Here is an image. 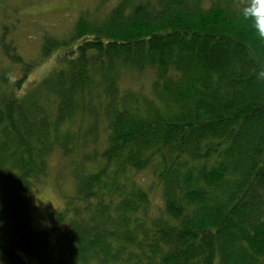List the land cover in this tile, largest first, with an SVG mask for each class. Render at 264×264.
<instances>
[{
	"label": "trees",
	"instance_id": "obj_1",
	"mask_svg": "<svg viewBox=\"0 0 264 264\" xmlns=\"http://www.w3.org/2000/svg\"><path fill=\"white\" fill-rule=\"evenodd\" d=\"M250 2L96 0L68 29L35 31V59L3 28L20 73L0 71L4 264H264V39L241 15ZM57 153L75 191L38 230L32 189Z\"/></svg>",
	"mask_w": 264,
	"mask_h": 264
},
{
	"label": "rangeland",
	"instance_id": "obj_2",
	"mask_svg": "<svg viewBox=\"0 0 264 264\" xmlns=\"http://www.w3.org/2000/svg\"><path fill=\"white\" fill-rule=\"evenodd\" d=\"M95 3L96 0H0V41L3 28H7V33L17 37L21 54L35 59L40 54L39 35H43L45 29L52 32L68 29L82 10L92 8ZM65 50L58 49L51 57L42 59L31 72L30 82L41 81L49 75L60 64L59 57H63ZM3 58L0 51V71L10 66L13 69L10 72L12 77L19 76V67L11 65L5 59L3 61ZM65 164L66 161L61 160L58 153L54 154L51 157L50 173L42 177L41 182L32 189L35 204L32 213L33 224L38 230H50L53 227L54 212L63 209L66 197L74 194V182H70V173L64 169ZM61 170L65 174L61 178L64 180L59 188L56 175L60 174ZM0 256V264H4L3 256Z\"/></svg>",
	"mask_w": 264,
	"mask_h": 264
},
{
	"label": "clouds",
	"instance_id": "obj_3",
	"mask_svg": "<svg viewBox=\"0 0 264 264\" xmlns=\"http://www.w3.org/2000/svg\"><path fill=\"white\" fill-rule=\"evenodd\" d=\"M241 15L245 20L252 22L259 38L264 39V0H251V2L241 10Z\"/></svg>",
	"mask_w": 264,
	"mask_h": 264
}]
</instances>
